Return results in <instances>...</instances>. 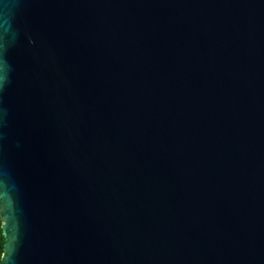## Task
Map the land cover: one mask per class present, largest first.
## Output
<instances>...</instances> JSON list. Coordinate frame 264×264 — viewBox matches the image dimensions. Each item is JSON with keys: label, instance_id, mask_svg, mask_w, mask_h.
Returning <instances> with one entry per match:
<instances>
[{"label": "water", "instance_id": "water-1", "mask_svg": "<svg viewBox=\"0 0 264 264\" xmlns=\"http://www.w3.org/2000/svg\"><path fill=\"white\" fill-rule=\"evenodd\" d=\"M1 264H264V0H0Z\"/></svg>", "mask_w": 264, "mask_h": 264}, {"label": "trees", "instance_id": "trees-1", "mask_svg": "<svg viewBox=\"0 0 264 264\" xmlns=\"http://www.w3.org/2000/svg\"><path fill=\"white\" fill-rule=\"evenodd\" d=\"M1 224L2 223H1V219H0V264H1L2 255H3V252H4L5 242H6V239H5L4 235H3Z\"/></svg>", "mask_w": 264, "mask_h": 264}]
</instances>
